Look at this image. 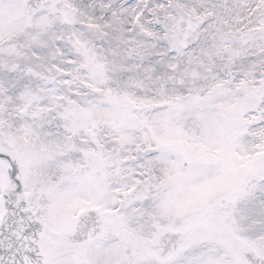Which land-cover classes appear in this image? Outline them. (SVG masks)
Returning a JSON list of instances; mask_svg holds the SVG:
<instances>
[{"label": "snow or ice", "instance_id": "1", "mask_svg": "<svg viewBox=\"0 0 264 264\" xmlns=\"http://www.w3.org/2000/svg\"><path fill=\"white\" fill-rule=\"evenodd\" d=\"M0 264H264V0H0Z\"/></svg>", "mask_w": 264, "mask_h": 264}]
</instances>
